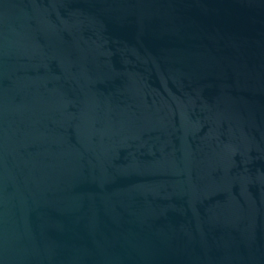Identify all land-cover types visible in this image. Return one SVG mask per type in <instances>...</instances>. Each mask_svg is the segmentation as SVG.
<instances>
[{"label": "water", "instance_id": "water-1", "mask_svg": "<svg viewBox=\"0 0 264 264\" xmlns=\"http://www.w3.org/2000/svg\"><path fill=\"white\" fill-rule=\"evenodd\" d=\"M0 264H264V0H0Z\"/></svg>", "mask_w": 264, "mask_h": 264}]
</instances>
